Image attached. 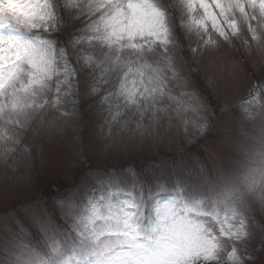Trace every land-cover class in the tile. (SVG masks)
I'll return each instance as SVG.
<instances>
[{"label":"rangeland","instance_id":"374dc122","mask_svg":"<svg viewBox=\"0 0 264 264\" xmlns=\"http://www.w3.org/2000/svg\"><path fill=\"white\" fill-rule=\"evenodd\" d=\"M249 16L254 18L237 17L238 35L229 29L231 38L212 48L195 32H184L175 16L177 41L163 55L155 51L152 60L165 66L171 57L179 77L166 72L168 94L155 105L137 109L118 100L121 115L113 119L115 104L102 102L112 83L100 84L99 94L88 97L91 80L81 74L78 104L73 78V93L59 108L34 114L26 126L17 115L21 124H0L15 138L0 141V256L8 259L21 240L44 250L34 217L55 209L52 219L63 227L57 200L83 208L93 196L99 199L101 182L118 180L126 189L142 185L145 195L167 184L161 204L186 191L206 211L218 209L221 218L228 210L219 201L226 200L246 220L247 236L224 240L225 247H236L242 264H264V18L251 10ZM151 76L150 70L132 75L128 87H152ZM50 84L48 97L54 99L55 77ZM143 212L147 224L153 212ZM200 219L223 239L222 224L211 216ZM64 250L73 255L70 245Z\"/></svg>","mask_w":264,"mask_h":264},{"label":"snow or ice","instance_id":"6c2138e0","mask_svg":"<svg viewBox=\"0 0 264 264\" xmlns=\"http://www.w3.org/2000/svg\"><path fill=\"white\" fill-rule=\"evenodd\" d=\"M85 7L91 20L81 25L74 13ZM169 8L181 29L205 37L208 48L218 45L217 37L231 38L229 29L238 35L237 17L254 18L249 10L264 18V0H176L167 6L163 0H64L63 11L56 0H0V115L11 111L28 125L34 114L59 108L63 97L73 93V78L78 104L81 74L91 80L88 97L99 94L100 84L112 83L102 102L115 104L113 119L121 115L115 101L137 109L155 105L168 94L166 72L171 79L179 77L171 57H165V66L152 60L158 47L167 51L177 41ZM69 48L78 53L79 69ZM145 70L151 71L153 86L129 88V77ZM54 77L55 98L49 99ZM5 138L15 139L0 128V141ZM167 191L168 185L160 184L145 195L142 185L126 189L118 180L103 181L99 199L93 196L83 208L73 200L57 203L67 229L51 214L34 217L45 249L21 240L9 249L6 264H217L226 251L228 260L239 261L238 249L223 242L247 236L246 220L235 207L219 201L228 210L221 218L218 209L206 211L201 200L180 190L176 199L161 204L158 197ZM149 207L153 215L145 224L143 210ZM207 216L227 227V232L221 227L223 239L200 219ZM66 245L73 255L65 252Z\"/></svg>","mask_w":264,"mask_h":264},{"label":"clouds","instance_id":"9594fccd","mask_svg":"<svg viewBox=\"0 0 264 264\" xmlns=\"http://www.w3.org/2000/svg\"><path fill=\"white\" fill-rule=\"evenodd\" d=\"M63 3L64 0H56V4H57V8L60 11H63ZM82 3H86V0H82ZM163 3L167 6L166 4V0H163ZM175 14L174 12H170L169 15V23L172 25L174 23V18H175ZM74 18L76 20H78L80 22L81 25L88 23L91 20V17L87 14V10L86 7L83 11H78L74 13ZM35 35V33H33ZM195 35L198 37L199 40L203 41V39L205 37L198 35L197 33H195ZM217 42L220 43L221 42V38L217 37ZM193 51H195V48L193 49ZM156 52H158V54L163 55V53L165 52V49L163 46H160L156 49ZM77 55L78 53L69 48V56L71 57L72 60L76 61V63H78L77 61ZM74 66H76L74 64ZM16 121V114L12 113L11 111H6L4 114L0 115V124H6V123H12ZM64 199H67V197H65ZM59 202V200L56 201V204ZM52 211H55V209H53ZM52 211H49L47 214H51L52 215ZM207 223L209 224V226L211 225V221H207ZM63 227L65 229L68 228V222L64 221V225ZM227 251L226 254L223 255L222 258H220L217 262V264H242V261H240V257H239V261L238 262H234L231 260L227 259ZM6 257L5 256H0V264H6Z\"/></svg>","mask_w":264,"mask_h":264}]
</instances>
